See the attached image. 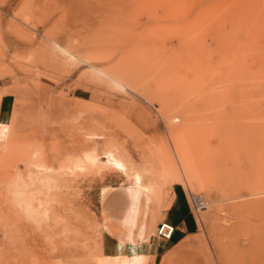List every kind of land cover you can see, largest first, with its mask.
I'll list each match as a JSON object with an SVG mask.
<instances>
[{"label": "rangeland", "instance_id": "rangeland-1", "mask_svg": "<svg viewBox=\"0 0 264 264\" xmlns=\"http://www.w3.org/2000/svg\"><path fill=\"white\" fill-rule=\"evenodd\" d=\"M108 154L194 221L135 264H264V0H0V264H122Z\"/></svg>", "mask_w": 264, "mask_h": 264}, {"label": "bare ground", "instance_id": "bare-ground-1", "mask_svg": "<svg viewBox=\"0 0 264 264\" xmlns=\"http://www.w3.org/2000/svg\"><path fill=\"white\" fill-rule=\"evenodd\" d=\"M103 163L126 174L130 181L123 192L126 203L121 217L122 236L115 243L105 245L103 253L109 255L111 260L121 259L122 264H135L140 248L148 242L156 223L155 215L148 210L153 203L155 191L160 185L174 181L158 173L147 160H142L136 167H129L120 157L108 154ZM161 193H158L159 197ZM42 210L45 212L46 207L43 206ZM102 232L105 233L104 226Z\"/></svg>", "mask_w": 264, "mask_h": 264}, {"label": "crops", "instance_id": "crops-1", "mask_svg": "<svg viewBox=\"0 0 264 264\" xmlns=\"http://www.w3.org/2000/svg\"><path fill=\"white\" fill-rule=\"evenodd\" d=\"M180 183L177 181L171 182L169 185L163 188V191L166 188H169L168 194H169V200L165 207L162 209L164 210V213H167L166 221H169L174 224V230L172 233L171 238L175 241L177 239H180L187 233L191 232L192 229H194V221L190 214H188L186 207H184L183 200L181 198L180 194ZM163 191L156 201L157 203V211L153 213L155 216V221L159 220H165V219H159L160 213H161V207L164 203V197H163ZM147 252L149 254L155 253L156 246L152 245L151 242L147 243ZM153 251V252H152Z\"/></svg>", "mask_w": 264, "mask_h": 264}, {"label": "built area", "instance_id": "built-area-1", "mask_svg": "<svg viewBox=\"0 0 264 264\" xmlns=\"http://www.w3.org/2000/svg\"><path fill=\"white\" fill-rule=\"evenodd\" d=\"M189 207L193 211H198L199 208L204 207L205 200L201 194L188 192ZM174 224L166 221L159 220L154 226V235L158 238L169 239L173 233Z\"/></svg>", "mask_w": 264, "mask_h": 264}, {"label": "trees", "instance_id": "trees-1", "mask_svg": "<svg viewBox=\"0 0 264 264\" xmlns=\"http://www.w3.org/2000/svg\"><path fill=\"white\" fill-rule=\"evenodd\" d=\"M172 236V235H171Z\"/></svg>", "mask_w": 264, "mask_h": 264}]
</instances>
